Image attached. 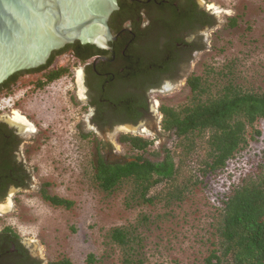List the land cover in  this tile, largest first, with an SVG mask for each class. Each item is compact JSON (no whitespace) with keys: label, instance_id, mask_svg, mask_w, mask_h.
<instances>
[{"label":"rangeland","instance_id":"obj_1","mask_svg":"<svg viewBox=\"0 0 264 264\" xmlns=\"http://www.w3.org/2000/svg\"><path fill=\"white\" fill-rule=\"evenodd\" d=\"M199 1L215 14L216 24L206 31V48L195 56L190 73H208L211 81L214 77L221 84L231 80L262 91L264 0ZM58 66L68 67L72 74L41 88H35L41 74L23 76L9 95L0 93V117L10 119L17 112L38 127L39 134L33 133L34 128L26 133L27 139L36 141L29 154L36 168V186L50 183L49 193L74 205L54 207L36 188L8 201L9 209L0 212V225L14 229L48 264L63 258L72 264H124L131 254L138 264H204L218 245L225 201L244 182L262 175L264 122L257 124L262 133L258 140H249L224 170L209 177L202 172L208 152L205 139L183 160L178 139L162 135L161 114L148 123L126 126L123 133L150 139L161 135L152 150L168 148L180 170L174 181L152 190L153 203H144L130 181L107 193L94 181L98 142L108 140L120 156L129 150L117 142L119 131L98 134L90 124L81 100L78 62L60 56L55 61ZM190 93L183 80L167 85L153 101L156 108L178 107ZM118 227L130 232L127 245L111 240L110 231ZM91 254L93 262L87 260Z\"/></svg>","mask_w":264,"mask_h":264},{"label":"trees","instance_id":"obj_2","mask_svg":"<svg viewBox=\"0 0 264 264\" xmlns=\"http://www.w3.org/2000/svg\"><path fill=\"white\" fill-rule=\"evenodd\" d=\"M123 7L121 3V8ZM205 16L209 21L210 16ZM212 23H215L214 19ZM81 49L82 45L76 42L53 52L45 65L17 72L9 77L0 85V93L9 95L27 74H41L43 78L35 83L40 88L71 75L68 67L56 68L55 61L66 51L71 52L77 62L93 55L84 56ZM142 72L147 71L138 73ZM223 76L225 75L222 74ZM187 85L191 93L185 103L178 107L161 106L162 135H172L178 139L183 160L188 159L186 157L191 156L199 142L205 139L208 152L203 161L202 172L206 177L214 176L227 167L228 162L249 140L257 141L262 135L257 124L264 122V89L249 90L231 80L221 84L215 77L211 81L208 73H193ZM124 106L132 111L128 120L137 123L140 112L135 104ZM161 137L160 135L150 139L132 133H121L118 143L128 148L129 153L126 156L114 153V147L108 140H100L97 144L94 173L97 187L111 193L130 181L135 185V194L144 203H153L155 198L150 194L152 190L174 181L180 170L168 148L161 146L152 150L157 139L161 140ZM49 185L50 183L43 185V200L54 207L66 209L74 205L69 199L49 193ZM110 238L120 245H127L131 234L125 228L118 227L110 231ZM87 260L93 262V255H89ZM138 263L132 254L124 260V264ZM51 264L72 262L63 258ZM204 264H264V169L258 179L244 182L225 201L219 242L210 250Z\"/></svg>","mask_w":264,"mask_h":264},{"label":"flooded vegetation","instance_id":"obj_3","mask_svg":"<svg viewBox=\"0 0 264 264\" xmlns=\"http://www.w3.org/2000/svg\"><path fill=\"white\" fill-rule=\"evenodd\" d=\"M205 15L210 16L211 23ZM108 23L116 37L109 42L110 49L78 41L84 56L93 54L78 61L81 100L95 132L105 134L117 130L118 142V136L126 126L148 123L149 119L161 114V106L156 108L153 101L154 95L167 85L183 80L187 84L193 74L189 71L190 66L195 56L205 50L206 31L214 27L216 18L199 0H117ZM61 56L74 59V55L67 51ZM139 71L147 72L139 74ZM125 104H135L138 108L140 119L137 123L128 120L132 111L126 109ZM15 115L10 119L0 117L2 213L9 209L10 199L16 200L36 188L42 198L45 184L36 186V168L29 155L36 141L26 137L32 128L34 134H39L38 127L29 122L28 127L18 126L13 121ZM0 264L48 263L34 254L14 229L0 225Z\"/></svg>","mask_w":264,"mask_h":264},{"label":"water","instance_id":"obj_4","mask_svg":"<svg viewBox=\"0 0 264 264\" xmlns=\"http://www.w3.org/2000/svg\"><path fill=\"white\" fill-rule=\"evenodd\" d=\"M117 0H0V85L75 42L110 49Z\"/></svg>","mask_w":264,"mask_h":264},{"label":"bare ground","instance_id":"obj_5","mask_svg":"<svg viewBox=\"0 0 264 264\" xmlns=\"http://www.w3.org/2000/svg\"><path fill=\"white\" fill-rule=\"evenodd\" d=\"M13 121L16 122V124L22 128L28 127L27 121L19 113H16Z\"/></svg>","mask_w":264,"mask_h":264}]
</instances>
